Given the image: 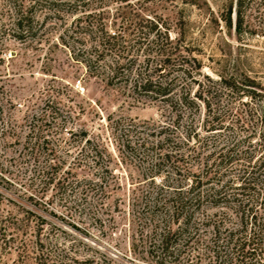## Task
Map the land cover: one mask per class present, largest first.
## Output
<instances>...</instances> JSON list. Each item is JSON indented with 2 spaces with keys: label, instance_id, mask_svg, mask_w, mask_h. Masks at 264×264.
Returning <instances> with one entry per match:
<instances>
[{
  "label": "rangeland",
  "instance_id": "obj_1",
  "mask_svg": "<svg viewBox=\"0 0 264 264\" xmlns=\"http://www.w3.org/2000/svg\"><path fill=\"white\" fill-rule=\"evenodd\" d=\"M12 2L27 10L33 5L29 14L42 27L23 41L7 34L0 38V163L8 167H0L8 180L0 177V216L12 213L27 223L30 233L41 225L43 239L57 238L66 249L73 247L80 259L91 257L93 264H151L143 258L144 232L134 213L138 200L152 187L146 180L156 154L164 151L152 148L163 142L166 132L159 131L166 124L172 134L175 115H183L181 124L193 115L201 127L205 115L212 113L240 115L246 122V113L254 118L264 113V34H253L244 43L236 39L220 20L229 5L234 17L235 0ZM7 4L0 0V7ZM263 16L264 9L255 0L247 12L248 24L261 25ZM2 19L9 27L12 17ZM99 27L110 34L127 29L134 59L127 83L107 82L105 61H93L96 55L90 48ZM167 54L175 64L184 57L190 72L189 76L173 72L172 101L185 93L194 97L196 91L207 95L210 114L202 99L186 109L176 105V113L165 98L133 89ZM198 64L201 74L212 80L247 74L258 83L256 92L252 96L220 92L217 83L198 74ZM195 77L203 81L199 88L192 82ZM50 150L54 155L48 158ZM48 161L60 163L57 177L75 181L86 175L102 185L88 191L81 186L63 190L54 183L43 185L39 178L34 180L33 169ZM84 192L86 199L80 200ZM27 235L31 244L33 237ZM16 244V240L5 244L0 233V264H36L33 254L19 260Z\"/></svg>",
  "mask_w": 264,
  "mask_h": 264
},
{
  "label": "trees",
  "instance_id": "obj_2",
  "mask_svg": "<svg viewBox=\"0 0 264 264\" xmlns=\"http://www.w3.org/2000/svg\"><path fill=\"white\" fill-rule=\"evenodd\" d=\"M254 1L235 0L234 17L232 5L221 13L220 20L243 43L253 34H264V16L261 25L253 27L247 22V12ZM7 2L9 4L0 7V16L12 17V20L9 27L5 19L0 21V38L7 34L23 41L37 35L42 24L29 14L33 5L27 10L12 0ZM257 5L264 9V0H257ZM126 31L110 34L104 27H99L100 34L90 48L96 55L93 61H105L103 70L109 83L118 80L127 83L130 79L134 59ZM170 54L165 55L147 76L135 82L133 89L150 97L165 98L167 105H174L176 113V105L186 109L202 99L200 102L210 114L212 109L207 95L202 97L196 91L194 97L185 93L172 101L176 79L173 72L179 71L184 76H189L190 72L184 66V57V64H175L171 62ZM88 62L86 65L91 68ZM196 68L203 78L217 83L220 92L226 90L239 96H252L256 92L258 83L247 74L212 80L208 74H201L199 64ZM124 70L127 73L121 79ZM192 82L197 88L203 84L197 77ZM205 91L207 94L210 89ZM246 114L249 122L240 115L230 118L215 113L205 115L201 127L193 115L182 124L183 115H175L171 125L174 132L167 133L169 126L166 124L165 129L159 131V134L166 132L163 142L158 141L152 148H163L164 151L156 154L151 175L146 180L152 187L138 200L141 203H137L134 213L142 222L143 258H149L151 264H264V113L255 118ZM179 128L181 131L176 134ZM202 128L204 132H201ZM53 155V150L46 152L48 158ZM0 167L8 170L4 163H0ZM60 169V163L48 161L42 168L33 169L37 175L34 180L39 178L43 185L57 184L63 190L67 186H81L83 191H88V187L102 185L86 175L76 177L75 181L65 180V176L57 177ZM0 177L8 181L1 172ZM156 178H159L158 182ZM86 195L84 192L80 200L86 199ZM41 228L37 225L30 233L27 223L12 213L0 216L3 241L5 244L9 240L17 241L19 260L24 261L33 254L36 264H93L91 257L80 259L73 247L66 249L57 238L53 242L47 241L48 236L43 239ZM27 234L33 237L31 244Z\"/></svg>",
  "mask_w": 264,
  "mask_h": 264
}]
</instances>
